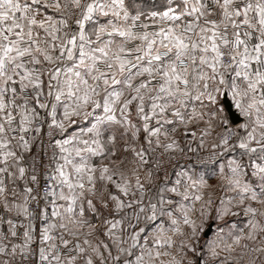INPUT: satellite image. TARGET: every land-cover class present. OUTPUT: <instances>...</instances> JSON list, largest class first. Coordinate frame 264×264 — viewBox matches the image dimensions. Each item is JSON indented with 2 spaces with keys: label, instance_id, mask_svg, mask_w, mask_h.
<instances>
[{
  "label": "snow or ice",
  "instance_id": "obj_1",
  "mask_svg": "<svg viewBox=\"0 0 264 264\" xmlns=\"http://www.w3.org/2000/svg\"><path fill=\"white\" fill-rule=\"evenodd\" d=\"M0 264H264V0H0Z\"/></svg>",
  "mask_w": 264,
  "mask_h": 264
}]
</instances>
